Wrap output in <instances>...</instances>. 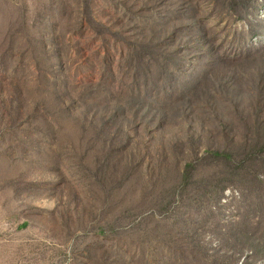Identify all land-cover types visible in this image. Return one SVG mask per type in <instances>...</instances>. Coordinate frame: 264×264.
Here are the masks:
<instances>
[{
    "label": "rangeland",
    "instance_id": "1",
    "mask_svg": "<svg viewBox=\"0 0 264 264\" xmlns=\"http://www.w3.org/2000/svg\"><path fill=\"white\" fill-rule=\"evenodd\" d=\"M0 264H264V0H0Z\"/></svg>",
    "mask_w": 264,
    "mask_h": 264
},
{
    "label": "trees",
    "instance_id": "2",
    "mask_svg": "<svg viewBox=\"0 0 264 264\" xmlns=\"http://www.w3.org/2000/svg\"><path fill=\"white\" fill-rule=\"evenodd\" d=\"M54 104H55V107L58 109L57 112H59L60 114H63V113L65 114L66 112L67 113L69 112V110L67 109L65 105V100L62 97V95L60 96L57 93L54 94ZM46 113L48 114V116H51V114L48 111H46Z\"/></svg>",
    "mask_w": 264,
    "mask_h": 264
}]
</instances>
